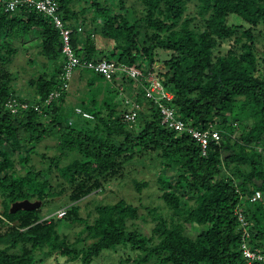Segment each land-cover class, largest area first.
<instances>
[{
    "label": "trees",
    "instance_id": "1",
    "mask_svg": "<svg viewBox=\"0 0 264 264\" xmlns=\"http://www.w3.org/2000/svg\"><path fill=\"white\" fill-rule=\"evenodd\" d=\"M114 1L115 7L112 0H57L64 23L83 27L80 34L71 36L75 56L88 62L104 59L147 68L161 63L165 70H157L163 87L173 95L170 105L194 128L213 125L220 141L202 156L188 135L161 125L157 107L130 80L109 81L79 68L61 91V44L50 21L23 8L15 14L0 12V228H4L0 239L6 242L0 249V264H41L36 259L38 252L90 264L104 251L119 246L134 250L147 246L151 237L128 228L139 217L138 208L122 199L95 207L92 223L85 226L90 240L86 247L74 248L67 238L59 237L58 230L67 222H84L75 202L122 177L125 158L149 152L166 168L178 170L173 191L172 179L161 182V198L169 210L178 211L188 195L203 190L211 193L195 210L186 209L184 220L175 226L167 227L157 217L160 222L154 233L158 240L143 261L248 264L239 250L242 231L235 210L239 208L247 222L248 245L264 250V50L257 51L256 39L259 34L264 36V0H137L138 12L125 7V0ZM81 2L89 5L75 9ZM191 3L202 10L201 24L178 29ZM117 12L123 13L122 22ZM31 30L36 33L37 57L42 58L44 71L27 84L30 92L22 101L30 109L12 115L5 104L11 97L20 98L14 87L17 73L7 66ZM161 34L164 38L152 43ZM103 40L116 41L117 46L100 49L98 43ZM136 43L138 51L134 50ZM224 43L229 49L219 53ZM154 49L167 53L166 60L155 61ZM125 82L136 89L129 99L140 104L132 127L122 121L127 107L119 87ZM52 91H60L59 97L44 106ZM125 91L127 95L128 86ZM35 105L42 106L40 112L34 111ZM75 107L93 119L77 118ZM51 138L54 149L44 145L39 153L38 147ZM50 151L54 154L49 155ZM35 155L43 169L16 172L17 163L29 165ZM146 185L133 181L136 191ZM57 190L69 198L61 219L37 223L42 219L39 208L9 212L12 203L22 200L40 201L41 208L55 199L51 197ZM256 191L261 197L251 202ZM187 225L201 227L194 238Z\"/></svg>",
    "mask_w": 264,
    "mask_h": 264
},
{
    "label": "rangeland",
    "instance_id": "2",
    "mask_svg": "<svg viewBox=\"0 0 264 264\" xmlns=\"http://www.w3.org/2000/svg\"><path fill=\"white\" fill-rule=\"evenodd\" d=\"M112 2V6L115 7L114 3L116 2L114 0H112ZM88 5L89 4L86 2H81L76 5L75 9L86 7ZM125 7H127L128 9L133 8L134 10H136V12H138L140 9L137 0H125ZM201 12L202 10L199 7L194 6L192 3L189 4L188 9L184 13L178 29H183L194 24H201ZM116 15L117 19L122 22L123 13L117 12ZM74 25L76 26V24ZM84 26L88 27L89 23ZM164 36L165 35L161 34L160 36L153 38L152 43L157 44L159 40L164 38ZM35 37L36 33L33 30L28 31L27 38L24 40L25 43H22V47H18L15 58L7 66L8 71L10 70L17 73L15 79L16 85L14 84V87L15 93L18 94V97L21 100L25 99V97H27L30 92V89L27 85L29 84V79L31 77L39 75L44 71V67L42 66L41 61L42 58L37 57L39 49L36 48L37 39H35ZM256 39L258 44L257 51L258 49L264 50V36L259 34ZM143 43L144 45H146V41H143ZM103 45L104 47L107 46V50H110L117 46V42L105 41L102 42V46ZM136 46H139V44L136 43V45L134 46V50H137ZM228 49V45L224 43L222 47H218V52L224 53ZM152 52L154 54L157 53V57H154L155 61L166 60L165 56L167 55V53L163 52L162 50L154 49ZM116 53H119V51H116ZM32 56H34V58H31ZM30 59H35V61L31 63L32 65H30ZM157 67L156 69H160V71L165 70L161 63ZM155 72L158 73V70H156ZM123 85L125 87L128 86V94L131 97H134V93L131 90L133 89V85H130L129 82H125ZM72 120L74 122H77L76 120L83 121L81 119ZM54 140V138H51L43 141L42 146H39L37 151L39 153L43 152L44 145L49 146L48 149L50 150L51 148L54 149ZM48 154L53 155L54 153L50 151L48 152ZM56 154H59L58 151L56 152ZM64 162L66 161H62L61 163ZM122 163L125 168V174L122 177L107 183L104 186L103 191H95L89 196L79 199L75 202L79 207V217L82 218L84 222H67V225H61V229L58 230V235L60 238H67L68 242L76 249L88 246L90 240L88 238V233L85 231V226L86 224L92 223L95 217V207L99 204L110 205L122 199L126 203L138 208L139 217L135 221H132V223L129 222V224L131 225H129L128 227L129 230L136 231L141 235L149 236L152 240L147 246L142 247L138 250H134L130 247L119 246L114 250L104 251L103 254L92 260L90 264H153L154 261H151L150 259L143 261V259L146 257L150 249L153 248L158 240V235L154 233V228L160 221L156 218L160 217L162 220H164L167 227L175 226L184 220L185 213L187 212L186 209H188V211L195 210L199 201L211 193V191L209 190H203L198 195H188L187 197H185L186 206L184 205L185 201H183V203L181 204V208L178 211L169 210L165 206L161 198V182L165 178L172 179V185L170 189L171 191H173L172 189H174V181H176L178 172L177 168L173 166H169V168H166V165L163 166L154 152L145 153V155H136L132 158H125ZM34 167L37 169H43L45 167L38 155L31 157L29 165H22L21 163H17L15 165L17 173L32 171ZM163 168H166L167 170L162 174L161 170ZM134 180L144 181L147 183V185L144 188H141L140 191H136L133 186ZM56 184L57 183L54 181L53 185L56 186ZM59 190L53 193L51 197L55 199L46 202L41 208L39 207V213L42 219L37 223L49 222L52 217L58 218L57 215L59 212L66 211L69 198H67V195H61L62 193ZM66 192H69L70 194V190H67ZM0 198V211H2L3 199L2 197ZM64 216L65 215H63L62 218ZM186 228L188 229L189 236H191V238H194L201 227H190L187 225ZM3 232L4 228H0V233L2 234ZM4 243L6 244L5 240L0 239V249L5 246ZM45 249L49 252L47 248ZM14 251H16V249ZM36 259L42 260L41 264H81L78 260H70L66 257H46L41 252L37 253Z\"/></svg>",
    "mask_w": 264,
    "mask_h": 264
},
{
    "label": "built area",
    "instance_id": "3",
    "mask_svg": "<svg viewBox=\"0 0 264 264\" xmlns=\"http://www.w3.org/2000/svg\"><path fill=\"white\" fill-rule=\"evenodd\" d=\"M26 12H36L46 17L52 27L55 29L60 41V55L63 59L62 73H61V91L67 89L69 81L72 77L73 72L76 69L82 68L92 71L106 80L115 81L130 80L135 84L136 88H143V97L146 100L152 102L157 107L161 125L177 133H184L194 140L199 148L202 156H205L207 150L211 144H218L220 141V132L211 124L206 129L194 128L184 122L181 118L180 113L173 108L170 103L173 99V95L166 91L163 87L161 77L155 72V68H147L142 65H127L118 61H106L100 59L96 62L85 61L82 58L75 56L74 49L71 46V36L73 34H80L83 31L81 26H70L64 23L59 15V7L57 0H0V12L3 14H15L20 13L21 9ZM155 69V71H154ZM126 87H119V95L124 96L123 105L127 107V111L123 114V123L128 127H132L136 121L138 113L140 111V104L131 100L130 95H126ZM60 91H52L47 96L44 106H48L59 97ZM136 92L134 93V96ZM5 107L10 111L12 115H17L20 111H26L30 109L27 102H24L15 97H11L7 100ZM32 107V106H31ZM42 106L35 105L34 111L40 112ZM74 115L82 117L86 120H92L93 116L84 111L81 108L75 107L73 109ZM261 197L258 191L254 192L250 196V201L255 202ZM65 211L58 213V218H62ZM235 216L239 225V229L242 231L241 242L239 243L240 253L247 261L248 264L251 262L264 263V250L258 248H252L247 243V222L243 213L239 208L235 210Z\"/></svg>",
    "mask_w": 264,
    "mask_h": 264
},
{
    "label": "water",
    "instance_id": "4",
    "mask_svg": "<svg viewBox=\"0 0 264 264\" xmlns=\"http://www.w3.org/2000/svg\"><path fill=\"white\" fill-rule=\"evenodd\" d=\"M41 206L40 201H29V200H22L16 201L11 204L9 212L11 214L15 213L16 211H33L38 209Z\"/></svg>",
    "mask_w": 264,
    "mask_h": 264
},
{
    "label": "crops",
    "instance_id": "5",
    "mask_svg": "<svg viewBox=\"0 0 264 264\" xmlns=\"http://www.w3.org/2000/svg\"><path fill=\"white\" fill-rule=\"evenodd\" d=\"M103 47H104V45L102 46V44H101V43H98V48L102 49ZM104 48H107V46H106V47H104ZM131 90H133V92H134L136 89H131Z\"/></svg>",
    "mask_w": 264,
    "mask_h": 264
}]
</instances>
